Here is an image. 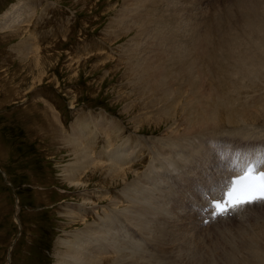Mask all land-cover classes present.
<instances>
[{"label": "rangeland", "instance_id": "rangeland-1", "mask_svg": "<svg viewBox=\"0 0 264 264\" xmlns=\"http://www.w3.org/2000/svg\"><path fill=\"white\" fill-rule=\"evenodd\" d=\"M124 1L0 0V21L6 12L11 13L19 4H25L27 12L31 10L29 6L33 7V16H29L26 23L0 30V264H55L56 254L60 251L58 241L69 239V233L84 226L78 219L82 213L78 206L83 205L85 211L92 209L89 201H84L86 195L92 196L89 198L91 202L105 206L108 200L99 197L97 190L106 191L109 196L115 195V189L121 195L130 194L131 188L124 191L121 185L112 186L100 174L89 171L87 174H77L81 175L78 179L84 182L82 186L69 185V165L75 162L72 149L68 146L70 139L74 138L72 126L77 120L83 121L85 118L100 123L90 138L91 141L97 137L92 144L95 151L112 147L108 123L115 119L118 127L124 130L119 134L123 137L134 135V132L144 139L164 134L167 125L163 119L157 126L154 121H142L144 119L141 121L145 123L135 125L140 115L151 112L148 111L150 105L143 108V101L139 104L137 99L142 98L147 90H154L147 83L141 84L138 74L129 70V62L132 66L137 63L133 49L154 42L156 47H162L166 33H169L176 39V47L181 46L183 56H194L189 33L185 26L178 23L183 24V18L190 20V24L197 20L195 24L202 32L198 35L200 38L205 36L206 45H210L213 39L207 42L206 32L214 24L223 23L239 3L233 2V6L229 5L231 7L226 9L224 4L231 0H214L210 5L199 0L198 3L196 0H171L175 1V7L181 9V15L176 20L169 16L172 3H165L167 0ZM119 13L123 20L119 21ZM232 18L230 16V23L236 17ZM164 20L169 23L167 27ZM138 28L148 32L137 33ZM167 29L175 30L170 33ZM209 34L212 37L218 35ZM219 34L222 37L225 34L226 41L230 42L227 48L235 53L248 48L244 44L251 43L252 39L257 41L254 40L256 34L252 37L249 33L237 31ZM145 61L161 62L155 56ZM202 80L203 84L215 83L216 77H203ZM244 80L235 82L234 89L228 88L234 95L228 98L235 99L236 107L239 108L242 101L251 106L241 111L240 117L264 110V78L255 80V84L246 89L241 87L248 84V79ZM173 88L178 89L177 86ZM182 91L186 92V89ZM143 97L146 98L145 95ZM158 99L156 103L161 102H157ZM252 102L256 105L252 106ZM128 106H131L130 111ZM153 114L158 113L154 111ZM222 115L226 116V112H222ZM102 119L106 122H101ZM259 125L264 124L259 121ZM215 128L202 132L211 138L209 133ZM104 167L120 170L110 164ZM77 209L81 210L79 215H73ZM69 216L76 220L75 224H71ZM88 218L96 219L94 216ZM232 225L211 231L207 229V237L196 245L204 252L211 248L213 254L223 259L225 264L229 260L222 253L234 252L239 264L247 258L244 253L247 252L245 240L260 237L264 223L255 231L259 235L252 230L238 237L234 232L236 227L228 229V232H218ZM250 226L242 227L247 229ZM145 248H148L147 244ZM185 263L188 264V260Z\"/></svg>", "mask_w": 264, "mask_h": 264}, {"label": "bare ground", "instance_id": "bare-ground-1", "mask_svg": "<svg viewBox=\"0 0 264 264\" xmlns=\"http://www.w3.org/2000/svg\"><path fill=\"white\" fill-rule=\"evenodd\" d=\"M127 1L136 0H125L124 3ZM168 1L172 3L169 16L177 20L181 9L175 7V1L167 0L165 3ZM199 1L210 5L214 0ZM195 2L198 3V0ZM233 2L239 3L235 5L234 11L228 14L229 17L223 23L214 24L206 32L207 42L213 39V43H208V46L205 36L200 38L198 35L202 32L195 24L197 20L190 24V20L183 18L185 24L178 23L185 26L189 33L194 56H183L181 46L176 47V39L169 33H166L162 47H156L154 42L143 48L133 49L137 63L132 66L129 62V70L132 69L133 73L138 74L137 78L141 84L147 83L154 90H147L146 93L143 91L146 98L140 95L142 98L137 99L139 104L143 101V108L150 105L148 111L151 112L145 113L147 117L145 114L140 115L135 125L152 120L157 126L163 119V123L167 125L164 134L144 139L136 136L138 134L134 132V135L123 137L120 133L124 130L118 127L115 119L108 123V132L113 139L112 147L95 151L92 144L97 137L91 141L90 138L100 123L86 118L74 123L71 131L74 138H71L68 144L75 157V162L69 165L72 169L68 168L69 185L82 186L84 182L78 179L81 175L77 174H87L89 171L100 174L102 179L112 186L121 185L124 191L129 188L131 190L127 196L118 193V189H115L114 196L97 190L99 197L108 200V205L105 206L91 202L89 198L92 196L86 195L84 201H89L92 209L85 211L81 205L78 207L82 213L79 209L73 211V215L81 214L78 219L84 226L81 230L69 233V239L58 241L60 251L56 254L55 264H186V260L188 264H225L223 259L213 254L211 248L204 252L196 245L207 237L205 232L208 230H203V225L195 223L189 213V207L200 201L201 189H212L216 186L222 174V159H227L229 154L242 158L247 152L264 153V125H259V121L264 124V110L240 117L239 113L251 106L243 104L242 101L238 108L235 99L228 98L234 96L228 88L234 89L239 80L245 82L244 79H248L247 86L241 85L246 89L251 88L255 80L264 78V0H231L224 4L225 8L233 6ZM29 9L31 10L27 12L26 5L19 4L11 13L6 12L0 21V30L26 23L28 17L33 16V7L29 6ZM120 13L119 21L123 20ZM230 16L236 17L232 23L229 22ZM241 18L244 20L241 21ZM164 25L167 27L169 23L164 20ZM174 30L167 29L170 33H174ZM232 31L249 33L251 37L256 34L254 40L257 41L252 39L251 43L249 41V44H244L248 48L235 53L227 48V43L230 42L226 41L225 34L223 37L219 34ZM144 32L148 30L138 28L137 33ZM209 33L218 35L212 37ZM174 37L177 38L176 35ZM153 56L161 62L145 61H150ZM214 75L215 83L213 81L203 84V77ZM176 86L178 89L173 88ZM184 88L186 92L182 91ZM157 97V102H161H155ZM254 105L256 104L252 102V106ZM130 107H127L128 111ZM154 111L158 114H153ZM224 111L226 116L222 115ZM100 121L106 122L103 119ZM223 125L227 126L217 127ZM213 127L216 128L209 133L211 138H208L202 131ZM105 164L119 167L120 170L105 168ZM87 216H94L96 219L89 220ZM68 218L71 224L76 223L73 217ZM263 218L264 208L254 217L218 232L236 227L237 230L233 228L234 232L242 237L249 231L260 229L264 223ZM248 225L251 226L243 229ZM261 232L262 235L255 232V235L260 236L254 238L255 240H245L247 252L244 253L247 258L239 260V264H264V231ZM232 243L231 240L230 244ZM146 244L148 248H145ZM222 254L229 260L226 264L238 263L234 252L224 251Z\"/></svg>", "mask_w": 264, "mask_h": 264}, {"label": "snow or ice", "instance_id": "snow-or-ice-1", "mask_svg": "<svg viewBox=\"0 0 264 264\" xmlns=\"http://www.w3.org/2000/svg\"><path fill=\"white\" fill-rule=\"evenodd\" d=\"M264 163V157L252 162L243 161L244 172L230 183L221 199L211 202L212 214L226 217L247 206L264 205V171L257 172L253 164Z\"/></svg>", "mask_w": 264, "mask_h": 264}]
</instances>
